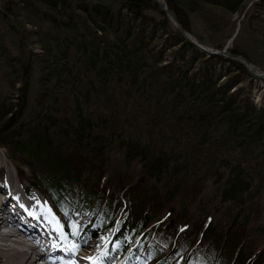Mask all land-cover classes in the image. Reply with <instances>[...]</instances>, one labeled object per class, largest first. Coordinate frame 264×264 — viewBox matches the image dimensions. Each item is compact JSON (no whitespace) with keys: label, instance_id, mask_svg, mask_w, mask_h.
<instances>
[{"label":"rangeland","instance_id":"1","mask_svg":"<svg viewBox=\"0 0 264 264\" xmlns=\"http://www.w3.org/2000/svg\"><path fill=\"white\" fill-rule=\"evenodd\" d=\"M105 1H109L110 3L118 2ZM202 5L198 3L194 8L195 12L191 8L190 11L186 7V9L183 8L193 30V34L186 32L190 39L210 52L214 51V48L211 47L213 45L223 46V49L226 48L227 52L231 49H236V52L239 53L238 56L248 60L253 68L260 71H255L256 74H262L264 72V0H244L242 10L235 14H231L225 9L216 6ZM44 13L47 14L44 15ZM147 15L149 14L147 13ZM50 17V13L44 12L38 6L25 7L22 0H0V113L1 109L4 110L9 105H12V110L15 111L16 98L19 96L18 90L22 87L24 80L23 66H25L33 53L29 86L25 92V104L21 112L18 113L19 118H16L18 120H15V125L6 134L2 130L3 123H0V161L5 164L8 170L16 171L21 176L23 179L22 186L31 189L30 192L34 197L43 199L42 196H46L44 198L51 202V198L55 197V193L51 191L52 189L42 186L38 192L31 188H35L36 185V180L33 176L41 179L44 178L43 172L38 167H42V165L37 166L26 154V150L29 147L24 150H12V147L14 142L23 143L26 141L28 143V140L31 141V136L28 135L26 129L29 128L30 130L36 125V119L39 116L44 117L45 120L52 118L56 121L66 118L70 127L76 125L75 120L79 114L78 110H75V101L79 99L82 102V99H80L82 95L76 92V89V95L70 97L66 87V80L68 78L73 82L74 79H77L78 74L76 69L79 67L82 54L81 51H77L75 46L67 52L65 59H61L60 53L56 49V43L61 44L64 51L66 44L73 40L75 43L94 41L99 45L100 52H103L107 48V42L111 40V36L109 31L93 37V35L85 31L70 30L62 25L57 26L50 21ZM167 21L168 26L174 29L175 26H173L168 18ZM129 27L133 31V44L137 48V56L134 58L135 64L131 66V69H136V67H139L137 63H142V66H140L142 70L136 69L137 76L134 87L130 85V76L125 74L122 79L125 93L119 95L121 99L117 101L116 108L110 106H106L105 108V105L102 106L103 102L98 100L99 98L94 99L93 96L91 103L85 102V107L81 109V116L84 118L89 117L95 122L96 118L100 116L109 119L108 124L95 127L94 132H100L98 134L102 137L105 157L108 159L104 167L103 181L101 183H103L104 188L108 189L111 185L114 188L113 198L115 200L113 199V201L118 206V209L115 208L116 211L114 213L116 220L120 219L125 213H128L129 217L132 215L136 220L146 212L151 218V223L158 221L162 223V230L167 227L173 228L174 225L178 228L186 225L178 234L177 239L175 235L171 237V246L173 247V242L176 240V243H178L176 247L178 249L181 245L179 241L186 243L191 236L196 235L195 237H197L201 227L208 220L212 222L213 226L221 228L231 222L229 219L231 215H234V218L238 216L236 213L240 206L238 204L233 205L231 201L223 202L221 192L229 176L228 171L230 168L227 164L231 166L241 164L245 172L252 178L253 188H257L254 191L260 189L258 191L259 194L255 196L259 200H256V202L258 201L257 204H261L262 212L258 217L251 218L248 209V215L245 213V215L239 216L241 218L237 219V223L241 224L243 218L246 219L250 232L255 236L253 238L255 242L253 245L259 247L264 240V186L258 187L257 181L260 177L257 176L256 171L253 172L248 166H253L254 168L262 167L264 149L261 146H251L248 148L246 146L233 145L232 142L225 143L224 140L220 139L224 134V129L222 128L213 130L215 135L212 141L209 142L213 144V149L210 151L207 149V154L203 152V154H206L205 159L198 160L196 154L199 149L196 148V144L193 142L191 144L188 143V153L183 151L176 152L175 150H171L173 143H167L161 138L155 141V144L157 143L155 148H153L155 150L151 148L150 153H158L164 150L167 153L164 154L170 162L169 167H174L177 162L175 158L178 157V163L183 167L178 166L173 173H170L171 168H169V171L163 173L172 181L168 188L159 184L155 180V177L150 176V174H141V170L146 162L134 160L128 163L125 158L124 151L120 147L121 140H133L142 146H148L147 135L149 130L144 123L145 117H142L143 114L145 115V113H142L144 106L141 107V112L139 113L133 111L134 100H137L141 95V83L144 82L145 84L146 94L145 97L140 98L139 102L142 103L144 100L155 102L159 97H163L162 101H164L168 96L165 97V94H157L158 76H160V79L165 80L166 77L168 78V75L177 76L178 71H188L190 74L202 73L205 68L207 69L214 63L216 66L214 67L215 72L221 73L219 68L221 63L219 61H209V59L217 57L209 56L196 47L189 45L184 40L183 42L178 40L173 41L170 39V34L169 36L166 35L168 34L169 27H166V31L162 32L154 25L146 31L145 26H141V23H136V21H133ZM143 31H145L144 34ZM48 41H51V53H48L44 49ZM239 64L245 68L244 64ZM161 66H170L171 68L169 67V72L164 74L163 72H159ZM55 69L64 70L61 74H57ZM229 75V77H233L235 74L231 73ZM228 76L223 75L221 76L222 78H217V80L219 79L217 83L223 84L227 81L229 82L230 78ZM240 78L242 81L237 82L236 85L233 84L229 88L230 94L240 92L242 100L248 99L247 101L256 108V111H264V83H262L264 80H256L249 75L248 77L240 76ZM77 80V82L80 81L79 78ZM82 80L83 84H87V81L98 84L95 75L92 73H87ZM112 84V79H109V87ZM82 88L85 91L87 90L86 86ZM111 89L108 88V95H112L111 93L114 92L115 88ZM121 90L123 91L122 88ZM47 93L56 94V102H53L52 99L49 101L46 97ZM40 105H43L45 113H40ZM111 116L114 118L112 121L110 120ZM52 119L51 121H53ZM111 126L115 127L116 136H112L109 133L114 130ZM49 128L50 138L53 139L54 144L55 142H64V138L58 136L60 132L56 130V127L50 125ZM158 129H156L154 135H157L158 131L161 130ZM164 133L166 132L161 131L162 137H164ZM207 158L209 161L206 160ZM44 165L46 163L44 164L43 162ZM217 175L222 176L219 183L217 182ZM136 186L137 189L133 193L132 190ZM174 187L179 188V191L176 194L175 200L172 203H168L165 199L167 191L171 192ZM98 191L103 192L104 190L103 188H98ZM106 194H108L107 191ZM106 194L100 195L105 198ZM77 195L79 194L77 193ZM246 196L247 194L243 196V199ZM63 197H65L64 194L61 196V199L63 204L68 206L67 211H63L56 206L53 207L58 214H61V219L60 221L57 220V222L61 228L64 226L68 230L67 237L71 240L69 243H73L71 248H77V252H82L85 246H88L91 248L90 253L92 258L100 259V251L110 248L108 246L111 240L109 239V235L113 226L110 227L106 223L105 230H100L98 237L92 238L89 234V216L83 214V212L76 211L77 214L73 213L74 211L71 212L69 207L74 204L72 201L67 203ZM107 200L111 201L110 199ZM253 201H255L254 198ZM47 203L49 205V202H45V200V205L41 203L44 214H48ZM182 207L186 209L182 210ZM104 210L105 207L103 205L98 207L99 212ZM181 210H186V216L189 218L187 224H185V219L181 217ZM169 211L172 214L166 217L165 215ZM72 228H74L75 234ZM93 229L94 227H91V230ZM119 250V247L116 245L112 246L109 254L104 256L105 259H109L108 261H110L114 254H118L121 264H150L149 257L152 256V251L149 247L140 248L137 241L135 245H130L129 250L123 253V256ZM164 254L166 255V252ZM164 254H159L162 260L165 259ZM175 254L177 253H169L168 257Z\"/></svg>","mask_w":264,"mask_h":264},{"label":"trees","instance_id":"2","mask_svg":"<svg viewBox=\"0 0 264 264\" xmlns=\"http://www.w3.org/2000/svg\"><path fill=\"white\" fill-rule=\"evenodd\" d=\"M22 1L25 7L34 5L44 12L50 13V21L57 26L62 25L70 30L85 31L93 37L109 31L111 36V38L109 37L111 42H107V48L103 52H100L99 45L94 41L75 43L73 40L66 44L64 51L61 44L56 43V49L60 53L61 59H65L67 52L75 46L78 52L81 51V62L76 69L77 79L79 78L80 81L77 82L78 80L74 79L72 82L67 78L66 87L70 97L76 95L75 90L77 89L76 92L82 95L80 98L82 102L79 99L75 101V110H78L79 115L76 117L74 127L69 126L66 118L60 121L51 118L53 122L50 118L45 120L44 117L39 116L36 119L37 124L30 130L29 128L26 129L28 135L31 136V141L28 140V143L26 141L23 143L14 142L12 150H24L29 147L26 154L37 166L42 165V167H38L43 172L44 178L33 176L36 180L35 187L39 190L42 186L52 189L51 191L55 193V197L51 198L54 207L67 211L68 206H65L61 199L64 194L66 198H63L66 199V202L72 201L74 204L69 207L71 212L76 213L78 211L88 215L90 219L89 229L94 227L91 230L92 238H97L98 232L105 230L107 223L108 226H113L109 238L123 249H127L136 241L142 248L149 247L152 251V256L149 257L150 264H264V240L259 247L253 245L255 236L250 232L246 219L242 217L241 224L237 223V219L241 218L239 216H243L245 213L248 215V209L251 218L258 217L262 212L261 204H257L259 200L255 196L259 194L260 189L254 191L257 188H253L252 178L245 172L241 164L235 166L227 164L230 168L229 176L221 192L223 202L231 201L233 205L238 204L240 206L236 213L238 216L234 218V215H231L229 217L231 222L221 228L213 226L212 222L208 220L201 227L197 237H195L196 235L191 236L190 241L188 240L186 243L179 241L181 245L178 249L176 240L173 242V247L170 240L174 235L177 239L178 234L186 225L179 228L174 225L173 228L167 227L162 230V223L160 221L151 223V218L146 212L136 220L132 215L129 217L128 213H125L120 219L116 220L115 218L114 213L118 206L113 201L114 188L112 185L108 189L104 188L103 183H101L108 159L105 157L102 137L98 134L100 132H94L95 127L108 124L109 119L100 116L96 118L95 122L89 117L81 116V109L85 107V102L91 103L93 96L94 99L99 98L98 100L103 102L102 106L105 105V108L106 106L116 108L117 101L121 99L119 95L125 93L122 84L125 74L130 76V85L134 87L137 76L136 69L142 70L140 68L142 63H137L139 67L131 69V66L135 64L134 58L137 56V48L133 44V31L130 30V24L133 21L140 22L141 26H145L146 31L154 25L162 32L166 31V27H169L166 16L158 9L154 0H120L112 3L105 0ZM164 2L166 7L178 18L184 31L193 34L183 8L186 7L189 11L192 9L195 12V6L200 3L203 4L202 6H216L235 14L242 10L244 0H164ZM152 12L154 13L152 14ZM148 26L151 27L148 28ZM144 33L145 31H143ZM167 33L165 34L168 36L170 34V39L173 41L183 42V39L174 29L169 27ZM52 40L56 42L55 39L52 38ZM50 42H46L47 44L44 46L48 53L52 51ZM211 47L219 51L223 49V46L219 45ZM229 53L239 54L236 49H231ZM32 57L33 53L23 66L24 80L22 87L18 90L19 96L16 98L15 111L12 110V105L6 106L4 110L1 109L0 123H3L2 130L5 131V134L15 125V120H18L16 118H19L18 113L21 112L25 104V92L31 76ZM209 61H219L221 73L215 72L214 63L207 69L205 68L202 73L190 74L188 71H178L177 76L168 75L165 80L158 76L157 94L168 96L164 101H162L163 97H159L155 102L150 100L139 102L140 98L145 97L146 94L145 84L144 82L141 83V95L137 100H134L133 111L139 113L141 107L144 106L142 113L145 115L143 114L142 117H145L144 123L149 130L147 135L148 146H142L133 140L120 141V147L123 149L128 163L134 160L146 162L141 174H150L166 188L172 182L168 176L163 174L171 168L169 167V159L165 155L167 153L163 149L164 152L150 153L157 144L155 141L161 138L167 143H173L171 150L176 152L188 153V143L193 142L199 149L196 154L198 160L206 157L207 149H209L208 151L213 149V144L209 143L215 135L213 130L222 128L224 134L220 139L224 140L225 143L232 142L233 145L248 148L261 146L264 149V111H256V108L247 101L248 99L242 100L240 92L230 94L229 91L233 84L236 85L237 82L242 81L240 76L248 77L244 66L226 58H211ZM169 67L161 66L159 72L168 73ZM63 70L55 69L57 74H61ZM87 73L94 74L98 84L92 81L83 84L82 79ZM231 73L235 75L229 77ZM223 75H229V82L218 84L219 79L217 80V78ZM109 79L113 81L111 87L108 85ZM83 86H86V91L82 88ZM108 88L110 90L115 88V94L113 92L112 95H108ZM46 97L49 101L52 99L53 102H56V94L47 93ZM40 106V113H45L43 105ZM110 120H114L113 116L110 117ZM50 125L56 127V130L60 132L58 136L63 137L64 142H55L54 144L49 134ZM156 129L161 130L158 131L157 135H154ZM161 131L167 134L164 133V137H162ZM111 132L109 133L112 136H116L115 129ZM175 159L177 162L170 169V173H173L178 166H182L178 163L179 157ZM206 160L209 161L208 158ZM43 162L46 165L43 166ZM262 162V167H257L258 169L248 166L253 172L256 171L257 176L260 177L257 181L258 187L264 186V154ZM221 179L222 176L217 175L218 183ZM98 188H103L104 191L100 192ZM136 189L137 186L132 192L134 193ZM173 189L171 192L167 191L165 199L168 203L175 200L179 191V188L174 187ZM103 193L106 194L105 198L100 195ZM253 193L255 194L252 195ZM246 194L247 196L243 199ZM106 197L111 201H108ZM256 200L258 201L256 202ZM102 205L105 210L99 212L98 207ZM184 209L186 208L182 207V210ZM182 210L181 217L185 219V224H187L189 218L186 216V210ZM171 214L172 212L169 211L165 216L169 217ZM175 252L177 254L168 257L169 253L174 254ZM159 254H164L165 259L162 260Z\"/></svg>","mask_w":264,"mask_h":264},{"label":"bare ground","instance_id":"3","mask_svg":"<svg viewBox=\"0 0 264 264\" xmlns=\"http://www.w3.org/2000/svg\"><path fill=\"white\" fill-rule=\"evenodd\" d=\"M159 1L163 3V0ZM174 29L177 32L175 27ZM179 36L182 38L180 34ZM22 182L23 179L16 171L13 172L8 170L5 164L0 161V207L12 213L11 221L0 224V264H37L34 263L31 253H34L40 248V243L32 239L33 232L30 229H16L15 226L11 225L14 220L22 219L23 214H21L18 209L27 208L31 213L34 212L42 223L44 230L48 228L47 224L53 219L56 222L61 219L60 215L55 212L48 203L46 204L48 214H44L41 203L44 204V200L47 202L46 198H44L45 196L41 195L44 200L39 197H34L30 192L31 189L23 187ZM31 188L33 189V187ZM6 227L10 229L11 233L7 231L5 233L1 232V230ZM54 233H56V231H54ZM66 235L68 236L67 232ZM21 238H27L31 244L28 245L23 243L20 240ZM51 244H53V241L47 242V246ZM72 249L71 255L65 257V261L63 260V262L78 264L91 257V248L88 246H85L82 252H77V248ZM121 254L123 256V253ZM91 260L94 259L92 258ZM96 260H99V258ZM106 264H121L119 255L114 254Z\"/></svg>","mask_w":264,"mask_h":264},{"label":"water","instance_id":"4","mask_svg":"<svg viewBox=\"0 0 264 264\" xmlns=\"http://www.w3.org/2000/svg\"><path fill=\"white\" fill-rule=\"evenodd\" d=\"M110 1H120V0H110ZM154 3L158 7V9L166 16V18H168L172 22V24L175 26L177 32L182 36L183 40L186 43L196 47L197 49L208 54L211 57H224V58L231 59V60L237 61L239 63H242L245 65L246 72L251 78L256 79V80L264 79V72L260 75L256 74L255 71H259V70H256L255 68H253L248 60H246L243 57H240L238 55L227 52L226 48L222 49L221 51L214 49V51H211V52L208 50H205L204 47L198 45L195 41L190 39L189 35L186 33V31H184V29H183L181 23L179 22L178 18L174 15V13H172L166 7L164 2L161 3L159 0H154Z\"/></svg>","mask_w":264,"mask_h":264}]
</instances>
